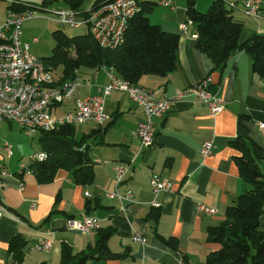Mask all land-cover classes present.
Masks as SVG:
<instances>
[{"label":"crops","instance_id":"1","mask_svg":"<svg viewBox=\"0 0 264 264\" xmlns=\"http://www.w3.org/2000/svg\"><path fill=\"white\" fill-rule=\"evenodd\" d=\"M94 1L87 0L84 9H89ZM159 1H155L161 7L158 16L152 10L149 21L154 15L156 24L179 35L177 67L165 76L144 74L135 84L156 90L159 98H170L176 88H185L209 76L208 89L223 99V110L211 114L205 105L192 97L172 101L169 110L161 118L154 119V143L142 147L133 133L137 123L143 120L142 107L134 104L127 93L112 91L104 105L108 122L112 123L107 128L105 123L85 124L89 127L80 136H84L89 146L88 155L94 173L93 181L87 185L74 182L69 171L62 168L56 171L52 182L45 184L38 183L27 171L16 175L20 164L29 163L30 155L41 148L40 144L37 140L34 145L28 144L26 149L18 147L15 156L13 147L16 143L0 140V167L3 171L0 173L3 201L0 203V264L5 263L8 241L15 234L28 241L22 261L59 264L63 243L70 245L74 253L80 252L94 244L100 229L112 232L107 241L111 252L126 253L119 258L96 256L84 264H185L159 235L175 238L181 255L189 264H201L209 252L218 248L217 244L206 240L207 228L221 222L227 206L251 187L240 176L234 160L241 153L230 143L237 136L238 115L241 113L249 116V120L243 121L246 135L261 147L263 157L258 163L264 173V127H260L264 124V78L252 71L251 58L243 50L232 52L223 67H216L210 56L196 47L194 25H189L184 33L179 29L180 23L187 19L185 0H173L174 11L167 7L162 9ZM235 1L241 3L242 0ZM196 8H199L197 3ZM255 19L264 20V0L258 17L253 19V28L246 30L242 38L253 31L264 34V27ZM241 21L246 25V21ZM67 31L69 35L81 34L87 31V27L82 25L67 28ZM77 75L82 81L69 100L71 107L68 109H73L76 98L99 94L100 87L109 82L103 67L80 68ZM64 107L63 102L58 108ZM5 122L10 126L11 122ZM94 129L104 131L101 142L97 133L96 138L91 137L95 134ZM207 140H211L215 148L209 156L202 157L198 151ZM6 142L12 147L11 154L4 149ZM26 157L27 162L22 161ZM118 167H124L126 172L123 179L116 182ZM154 173L170 183V188L157 196L152 195L149 185ZM112 190L120 194L128 190L132 197L130 200L110 197L108 192ZM154 199L159 203L158 207L152 205ZM198 202L215 207L217 212L211 215L200 213L195 208ZM87 216L98 220V229L81 233L68 226V220H83ZM260 224L264 227V214L260 217ZM136 231L148 241H134L132 237ZM44 238L52 240L51 249L38 251L32 247Z\"/></svg>","mask_w":264,"mask_h":264},{"label":"trees","instance_id":"2","mask_svg":"<svg viewBox=\"0 0 264 264\" xmlns=\"http://www.w3.org/2000/svg\"><path fill=\"white\" fill-rule=\"evenodd\" d=\"M19 1L22 2L21 6H13V9H21L24 3H28ZM56 1L65 3L80 15L87 14V9L82 7L85 0ZM106 1L109 0H95L90 8ZM185 1L186 17L194 25L196 47L209 55L216 67H223L232 52L243 50L251 58L252 71L264 78V34L253 31L242 38L244 22L234 19L232 12L235 8L229 6L230 2L237 1L212 0L204 12L197 10L196 0ZM137 2L140 11L128 20L123 41L116 47L100 46L88 29L85 33L75 35H69L59 28L52 31L54 45L50 54L41 58L58 77V82L77 78V71L84 67H113L118 76L134 83L144 74L165 76L176 69L179 35L164 30L159 24L150 23L149 14L155 1ZM10 6L6 3V8ZM246 120H249L248 115H238L237 136L230 143L241 153L234 160L240 176L251 187L227 206L221 222L207 228L206 240L217 244L218 248L209 252L201 264H264V227L260 224V217L264 214V173L258 163L263 154L261 147L246 135L247 128L243 123ZM111 123L107 121L105 127ZM96 131L94 129L95 134L91 137L94 139L98 135L101 142L104 131ZM36 138L41 147L39 150L46 156L42 160H29L25 165L38 183L52 182L56 171L61 168L69 171L77 184L87 185L93 181L89 146L84 136L76 138L74 125L62 124L49 131H39ZM24 172L26 170H19L15 174L20 176ZM0 203L3 204L1 197ZM111 233L109 229H100L99 238L94 244L77 253H74L70 245L63 243L59 264H84L96 256L103 259L123 256L126 251L113 253L109 250L107 241ZM159 238L180 255L185 264H189L181 255L175 238L161 235ZM27 245L28 241L23 236L15 234L8 241V252H12L21 263Z\"/></svg>","mask_w":264,"mask_h":264},{"label":"built area","instance_id":"3","mask_svg":"<svg viewBox=\"0 0 264 264\" xmlns=\"http://www.w3.org/2000/svg\"><path fill=\"white\" fill-rule=\"evenodd\" d=\"M1 1H6L12 6L6 8L0 21V126L3 121L15 122L27 134L35 135L39 131H49L62 124H104L109 119L104 108L106 97L112 91L118 90L127 93L134 104L142 107L143 120L137 123L133 133L142 147H148L154 143V119L161 118L169 110L172 101L192 97L205 105L211 114L223 110V99L208 89L211 81L209 76L185 88H176L170 98H159L156 96V90L139 86L118 76L113 67L102 66L107 71L109 82L100 87V93L76 98L73 109L66 111L61 117H56L53 111L58 106L55 104L61 105L71 99L82 80L77 77L58 82V77L47 68L43 59L31 52L30 43L23 40L24 22L38 16H49L61 27L75 29L85 25L100 46L116 47L122 43L128 20L140 11V5L137 0H109L87 9L86 15H80L78 11L70 8H55L50 14L38 13L37 11L42 9L28 3H24L21 9H13V6H21L22 2ZM159 4L175 10L173 0H160ZM261 4L262 0H242L239 5L233 1L229 6L240 8L248 17L257 18ZM192 24V20L187 18L180 23L179 29L184 33ZM31 41L37 42L38 38L33 37ZM260 127H264V124H260ZM214 148V143L207 140L202 143L198 152L202 157H207ZM4 149L8 154L12 153V147L7 142ZM45 156L43 151L38 150L30 155V161L42 160ZM20 170L28 172L25 164H20ZM2 172L0 167V173ZM125 172L124 167H118L115 181H121ZM149 185L154 196L170 188V183L157 173L151 175ZM85 194L88 195L87 192ZM108 195L128 200L132 197L128 190L124 194L112 190ZM152 205L158 207L159 203L154 199ZM195 208L205 215L217 212L215 207L203 202L196 203ZM68 226L81 233H89L98 229L99 223L95 217L87 216L83 220H68ZM132 238L141 243L148 241L140 231H136ZM32 247L38 251H47L52 247V240L44 238L34 243ZM4 264L20 262L12 252H8Z\"/></svg>","mask_w":264,"mask_h":264},{"label":"rangeland","instance_id":"4","mask_svg":"<svg viewBox=\"0 0 264 264\" xmlns=\"http://www.w3.org/2000/svg\"><path fill=\"white\" fill-rule=\"evenodd\" d=\"M23 1H26L30 3L31 5L35 6L36 8L43 10V11L42 10L37 11L38 13L43 12L46 14H50V11H53V9L55 8H59L63 6L68 7L65 3H61L56 0H23ZM86 1L87 0H85L84 3L82 4L83 8L86 5ZM174 1L177 2L178 0H174ZM211 1L212 0H196V3L198 4V7H199L197 8V10H199L200 12L206 11ZM237 4L239 5L240 3H237ZM160 8L161 7L157 6L156 4L154 5L153 7V10H155L154 15L158 16V11L160 10ZM162 9H164V7H162ZM5 11H6V1L0 0V18L3 17V15L5 14ZM232 14L234 16V19L246 21V25H244V28L242 30L243 34L246 30L253 28L252 23H255V21L253 20L254 18L248 17L247 15H245L241 11L240 8L233 9ZM154 15L150 18L151 24H156V22L154 21L155 19L153 18ZM255 20H258V19H255ZM258 21L264 27V20L260 19ZM22 28H23V40L25 42L31 43V46H30L31 52L36 54L39 57L48 56L50 54L51 49L54 45V39L52 36L53 30L59 28V29H63L65 32H68L66 27H60L58 24L54 22L53 18L49 16H39L34 19L27 20L24 22ZM33 37L38 38V41L35 44H32L31 42ZM69 100H66L64 102L65 104L64 108H58L59 107L58 106L57 109H55L54 115L56 117H61L66 113V111H69L72 109V108L68 109L71 107L70 105L71 102ZM3 123H4L3 127L0 130V140H2L3 142L6 140L7 142L12 143V144L16 143V147H13L15 156H16V150H18V147H20V149L21 148L26 149L28 144L30 143L31 145L36 144L37 142L36 134L35 135L27 134L23 129H20L15 122H11L10 126L8 122L3 121ZM74 126H75V136L77 138H79L82 135V132L88 129L89 127V125L86 126L85 124L84 125L79 124V125H74ZM26 160H27V157L23 159L22 161L27 162ZM22 262H23L22 264H32V262L29 259L27 260L24 259V261Z\"/></svg>","mask_w":264,"mask_h":264}]
</instances>
